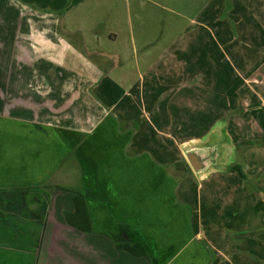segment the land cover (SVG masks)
Masks as SVG:
<instances>
[{
    "label": "crops",
    "instance_id": "0c3cea01",
    "mask_svg": "<svg viewBox=\"0 0 264 264\" xmlns=\"http://www.w3.org/2000/svg\"><path fill=\"white\" fill-rule=\"evenodd\" d=\"M86 1L0 0V264H264V0H213L205 40Z\"/></svg>",
    "mask_w": 264,
    "mask_h": 264
},
{
    "label": "rangeland",
    "instance_id": "374dc122",
    "mask_svg": "<svg viewBox=\"0 0 264 264\" xmlns=\"http://www.w3.org/2000/svg\"><path fill=\"white\" fill-rule=\"evenodd\" d=\"M212 1L213 0H87L84 3V7L98 8L110 7L120 8L126 10H139L140 8L145 10V14L140 16L143 18L147 25L159 24L162 18V24H171L178 21V24L184 25L186 32L185 38L191 39L192 35L200 34V39H210L212 34V20L208 19V16L212 17ZM226 4V1H225ZM161 7L170 9L175 14L169 12H161ZM133 12V11H132ZM134 13V12H133ZM134 28L137 27L135 23L134 15H132ZM3 197L10 199L13 197L11 192L5 193ZM14 209V208H10ZM21 209V207H20Z\"/></svg>",
    "mask_w": 264,
    "mask_h": 264
},
{
    "label": "trees",
    "instance_id": "16d2710c",
    "mask_svg": "<svg viewBox=\"0 0 264 264\" xmlns=\"http://www.w3.org/2000/svg\"><path fill=\"white\" fill-rule=\"evenodd\" d=\"M241 145H250L249 143H241ZM234 172H236L243 180H246V176L243 174L241 169L238 166H234L232 168ZM73 204H74V211L71 213H65L64 217L68 225L71 227L82 231V232H89L93 231L91 226V221L88 216L87 208L84 202V199L79 194H73ZM118 248L123 249L124 251L130 253L136 257H145L147 258V254L144 250V247L139 244H121Z\"/></svg>",
    "mask_w": 264,
    "mask_h": 264
},
{
    "label": "water",
    "instance_id": "95a60500",
    "mask_svg": "<svg viewBox=\"0 0 264 264\" xmlns=\"http://www.w3.org/2000/svg\"><path fill=\"white\" fill-rule=\"evenodd\" d=\"M216 138L217 135L211 134L205 143L185 147V158L197 176H202L208 171L219 167V150L213 147Z\"/></svg>",
    "mask_w": 264,
    "mask_h": 264
}]
</instances>
